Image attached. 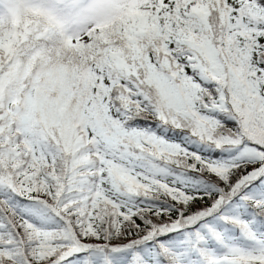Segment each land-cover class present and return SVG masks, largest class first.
<instances>
[{"label": "snow or ice", "instance_id": "snow-or-ice-1", "mask_svg": "<svg viewBox=\"0 0 264 264\" xmlns=\"http://www.w3.org/2000/svg\"><path fill=\"white\" fill-rule=\"evenodd\" d=\"M0 264H264V0H0Z\"/></svg>", "mask_w": 264, "mask_h": 264}]
</instances>
